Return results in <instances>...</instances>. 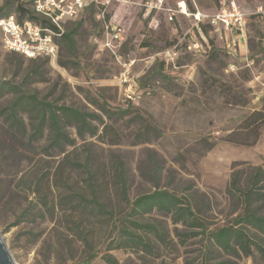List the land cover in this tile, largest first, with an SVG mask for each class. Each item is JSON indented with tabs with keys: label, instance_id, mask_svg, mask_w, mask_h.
<instances>
[{
	"label": "rangeland",
	"instance_id": "obj_1",
	"mask_svg": "<svg viewBox=\"0 0 264 264\" xmlns=\"http://www.w3.org/2000/svg\"><path fill=\"white\" fill-rule=\"evenodd\" d=\"M180 1L189 14H214L234 1L245 14L242 30L217 31L197 24L191 15L177 14L171 21L166 10L147 17V0H119L71 22L69 28L83 22L75 36V55L60 44L55 62L5 50L0 30V82L24 84L38 70L45 80L25 84L28 94L98 114L103 101L113 110L128 106L120 85L125 73L139 84L140 95L123 120L114 123L103 116L119 133L117 143L106 142L104 125L95 122L97 135L80 139L74 127H67L76 145L48 151L49 129L33 146L8 134L3 110L14 96L0 94V238L16 264H83L93 254L97 257L91 264H107L102 257L114 236L110 227L103 228L97 217L84 222L72 211L57 208L53 214L40 202L44 197L53 206L70 194L62 181L72 191L90 195L87 174L62 166L67 154L80 160L90 156L97 179L108 184L105 199L116 218L128 207L113 190L115 156L125 164L132 201L155 191L143 172L147 175L157 163L162 166L160 189L188 197L208 232L231 225L244 213L242 202L231 199L227 189L233 172L241 171L246 180L255 168L264 169V125L253 146L226 139L252 142L255 135L244 130L245 121L254 112L264 115V0H165V8L176 10ZM6 5V14H15L19 0H0V8ZM107 25L124 33L116 53L102 44ZM22 116L31 134L35 118ZM145 126L146 140L139 142L136 135ZM156 221L170 233L168 244L153 239V254L110 253L121 264H264L257 252L247 258L215 249L206 256L209 242L203 235L181 242L178 235L189 231L185 226L157 211L146 215V222ZM81 232L88 235L91 250Z\"/></svg>",
	"mask_w": 264,
	"mask_h": 264
},
{
	"label": "trees",
	"instance_id": "obj_2",
	"mask_svg": "<svg viewBox=\"0 0 264 264\" xmlns=\"http://www.w3.org/2000/svg\"><path fill=\"white\" fill-rule=\"evenodd\" d=\"M7 6L0 8V12L6 13ZM96 8L98 7L92 5L86 12L95 13L98 11ZM16 14L20 20L39 21V18L34 16L31 8L24 0H19ZM109 18V15H106V20H109ZM82 23V20H80L70 28L68 27L70 23L67 24L66 31L59 41V45L61 44L71 56L75 55V36ZM45 60L46 62L49 61L48 59ZM44 80L45 77L42 73L38 70H32L25 77L24 84L0 82V94H13L14 96L11 104L3 110L7 132L12 138L33 146L34 143H38L44 138L46 130L49 129L51 137L48 151L55 148L62 150L65 146L76 145V140L67 134V127H74L79 138L84 139L87 134L90 136L97 135L98 127L94 123L101 122L104 125V140L108 138L106 142L114 144L119 141V133L113 125L104 122L103 116L114 123L123 120L131 112L130 109L133 107L131 101H127L128 106L126 109L118 110H113L106 101H103L102 104H98V110L102 114L82 111L70 106H57L46 100H40L37 95L28 94L25 91V84L31 85L34 82ZM24 113L32 114L35 118L34 123H32L31 134H28L22 116ZM245 123L244 130L255 135L252 142L235 141L231 139L232 136H228L226 141L247 146L255 145L259 140L260 129L264 125V115L261 112H254L246 119ZM151 131L156 132V129L152 128ZM136 137L139 142L146 140V126L144 131L137 133ZM15 153L18 152L15 151ZM154 164L151 172L146 175V171H144L143 176L153 184L155 191L150 194H143L132 201L128 193V173L125 164L119 156L114 157L112 167L113 190L119 201L128 207L127 213L118 218H116L115 211L109 208V203L105 199L109 192L108 184L104 182L105 179L103 182L97 179L98 173H94L89 155H86L84 160H80L76 157L73 158L71 154H67L62 161V166L70 172L82 170L87 174L86 182L88 183L90 195L74 192L69 183L62 181V186L70 190V194L53 206L44 197L40 202L46 211L53 212V214H55L57 208L72 211L79 214L84 222L97 217L100 218L103 228L110 227V231L115 237L113 236L106 253L102 257L107 264H121L110 253L113 250L142 251L145 254H153L155 249L153 239L162 244L169 243L170 233L161 222H146V215L155 211L171 215L175 224H182L189 230L178 235L181 242L203 235L209 242L205 249L206 256L215 249H219L223 253L236 256L242 254L247 258L253 257L257 252L264 260L263 168H255L251 177L246 180H244L241 171L233 172L227 194L231 199L242 202L244 213L239 215L231 225L224 226L214 232H208L205 221L193 211L188 197L160 189L162 166L157 163ZM24 216H27V214L25 213ZM193 229H201L202 231L198 233ZM80 238L91 250L92 245L88 235L81 232ZM96 257L97 255L93 254L90 260L83 264H91V261Z\"/></svg>",
	"mask_w": 264,
	"mask_h": 264
},
{
	"label": "built area",
	"instance_id": "obj_3",
	"mask_svg": "<svg viewBox=\"0 0 264 264\" xmlns=\"http://www.w3.org/2000/svg\"><path fill=\"white\" fill-rule=\"evenodd\" d=\"M119 0H24L31 8L39 21L29 19L20 20L18 15L0 12V30L5 50L18 53L30 60L38 58L56 61L60 45L67 24L78 20L87 9L95 5L103 10ZM177 9L165 8V0H147L144 5L145 16L154 12L166 10L172 21L177 14L193 16L197 24H207L217 31L242 30L245 14L234 1L230 7L222 8L214 14H189L185 1H180ZM98 41V39H96ZM125 42L123 30L118 26L107 25L102 44L105 48L116 53V50ZM126 101L135 102L139 97V85L125 73L120 82Z\"/></svg>",
	"mask_w": 264,
	"mask_h": 264
},
{
	"label": "water",
	"instance_id": "obj_4",
	"mask_svg": "<svg viewBox=\"0 0 264 264\" xmlns=\"http://www.w3.org/2000/svg\"><path fill=\"white\" fill-rule=\"evenodd\" d=\"M0 264H16L12 256L10 255L6 245L0 238Z\"/></svg>",
	"mask_w": 264,
	"mask_h": 264
}]
</instances>
